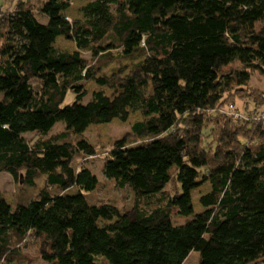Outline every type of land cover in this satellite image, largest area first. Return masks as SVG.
<instances>
[{"label":"trees","instance_id":"obj_1","mask_svg":"<svg viewBox=\"0 0 264 264\" xmlns=\"http://www.w3.org/2000/svg\"><path fill=\"white\" fill-rule=\"evenodd\" d=\"M74 1L85 2L82 18L68 21ZM59 37L76 50L56 48ZM254 74L264 77V0L19 1L0 11V174L37 186L14 208L0 191V264H29L20 258L30 245L46 264H183L191 251L197 264H264V119L225 112L264 113ZM90 81L115 95L93 91L83 103ZM134 112L142 120L102 166L133 205L91 203L98 178L73 161L95 150L74 137ZM155 197L160 206L140 208Z\"/></svg>","mask_w":264,"mask_h":264},{"label":"rangeland","instance_id":"obj_2","mask_svg":"<svg viewBox=\"0 0 264 264\" xmlns=\"http://www.w3.org/2000/svg\"><path fill=\"white\" fill-rule=\"evenodd\" d=\"M19 1H26L31 7L33 6L35 10H37L46 0H0V11H8L13 9ZM85 5L83 1H74L71 4V7L64 13L68 21L72 20H80L82 18V14L80 13V9ZM55 47L60 51L64 52H72L76 50V47L73 42L65 39L64 37H59L55 41ZM41 55H45V51L42 50ZM85 57H89L87 53H84ZM114 65L109 66L107 69L103 71V73L107 76L111 73V68ZM75 70V66L65 67L63 69V74L65 76L70 75ZM251 84L253 87H256L262 91H264V77L254 74L251 79ZM86 91L88 92L87 96L84 98L83 103H87L91 98V93L93 91H102L106 96L112 98L115 94L112 90H109L105 87H100L96 85L94 82L86 83ZM74 101L73 94L68 92L65 100L62 104V107L71 104ZM241 108V106H239ZM36 124L38 128L42 127L44 123V117L42 115H34ZM141 115L139 112L131 113L128 116V119L124 122L113 119L110 123L102 124V125H92L89 126L82 134L74 137L76 139L86 140L92 147H94L95 154L92 157H83L78 156L73 161L74 169H78V166L82 164L84 167L88 168L97 178H98V187L91 193L88 194V199L91 203H106L115 205L119 209L130 208L133 205V194L130 192L128 188H118L115 184L106 179L102 174V166L106 155L109 150L112 148L114 143L120 139L125 138L131 132V126L138 121H141ZM64 129V126L60 123L56 125L53 133L61 132ZM34 133L25 135V138H30ZM141 141H131L130 145H135L140 143ZM83 157V158H82ZM44 178V176H42ZM38 182V186L42 185L43 178ZM176 186L173 183H170L166 186L165 190L173 192ZM37 190V186L27 187L25 185L16 184L12 178L6 174H0V191L2 192L3 199L9 204L11 207H15L16 204H24L26 205L31 199L34 198ZM210 187L208 185H203L198 187L193 193L192 206L195 213H200L204 211V208L199 204L198 198L201 195L209 192ZM76 189H70L66 191L67 194H75ZM161 205V201L157 200V197L144 199L140 202V208L149 211L151 208L155 206ZM164 204H162L163 206ZM173 222L175 224H182L185 219L173 217ZM111 222H105L100 220L99 225L104 226L108 225ZM34 245L28 246V248H23L21 250L22 256L20 260L27 262L29 264H46L42 260L39 259V254L36 252V248ZM199 260V253L197 251H191L183 262V264H197Z\"/></svg>","mask_w":264,"mask_h":264},{"label":"built area","instance_id":"obj_3","mask_svg":"<svg viewBox=\"0 0 264 264\" xmlns=\"http://www.w3.org/2000/svg\"><path fill=\"white\" fill-rule=\"evenodd\" d=\"M225 112L227 115H229L233 121L238 122L241 120H248V119H264V113L261 114V116L256 117L255 115L251 116H243L233 105H229L226 107Z\"/></svg>","mask_w":264,"mask_h":264}]
</instances>
